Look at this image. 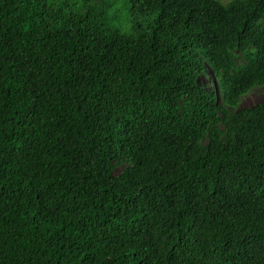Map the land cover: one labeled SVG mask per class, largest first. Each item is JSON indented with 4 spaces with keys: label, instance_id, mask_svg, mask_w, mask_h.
Segmentation results:
<instances>
[{
    "label": "trees",
    "instance_id": "obj_1",
    "mask_svg": "<svg viewBox=\"0 0 264 264\" xmlns=\"http://www.w3.org/2000/svg\"><path fill=\"white\" fill-rule=\"evenodd\" d=\"M221 1L0 0V264H264V0Z\"/></svg>",
    "mask_w": 264,
    "mask_h": 264
},
{
    "label": "rangeland",
    "instance_id": "obj_2",
    "mask_svg": "<svg viewBox=\"0 0 264 264\" xmlns=\"http://www.w3.org/2000/svg\"><path fill=\"white\" fill-rule=\"evenodd\" d=\"M222 1L224 3L227 0H222ZM205 63H208V59L205 60ZM212 78H213L212 73L207 69L206 74L201 75L200 81L203 82L208 87H211L213 85L215 86L216 85L215 80L213 81V83L211 82ZM216 81H218V78H216ZM217 87H218V83H217ZM263 101H264V89L254 88L241 98V101L238 104L237 109L251 107Z\"/></svg>",
    "mask_w": 264,
    "mask_h": 264
}]
</instances>
